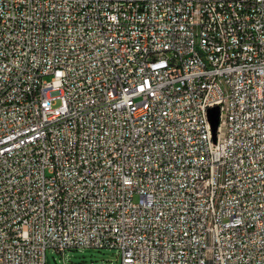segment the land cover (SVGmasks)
I'll use <instances>...</instances> for the list:
<instances>
[{
	"label": "built area",
	"instance_id": "1",
	"mask_svg": "<svg viewBox=\"0 0 264 264\" xmlns=\"http://www.w3.org/2000/svg\"><path fill=\"white\" fill-rule=\"evenodd\" d=\"M49 248L264 264V0H0V264Z\"/></svg>",
	"mask_w": 264,
	"mask_h": 264
},
{
	"label": "rangeland",
	"instance_id": "2",
	"mask_svg": "<svg viewBox=\"0 0 264 264\" xmlns=\"http://www.w3.org/2000/svg\"><path fill=\"white\" fill-rule=\"evenodd\" d=\"M46 257L47 264H122L114 248L69 249L64 253L49 248Z\"/></svg>",
	"mask_w": 264,
	"mask_h": 264
},
{
	"label": "water",
	"instance_id": "3",
	"mask_svg": "<svg viewBox=\"0 0 264 264\" xmlns=\"http://www.w3.org/2000/svg\"><path fill=\"white\" fill-rule=\"evenodd\" d=\"M219 115H220V112H219V108L217 106L209 109V119H210L211 124H212L214 135L216 132V127L218 125Z\"/></svg>",
	"mask_w": 264,
	"mask_h": 264
}]
</instances>
